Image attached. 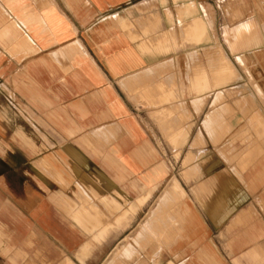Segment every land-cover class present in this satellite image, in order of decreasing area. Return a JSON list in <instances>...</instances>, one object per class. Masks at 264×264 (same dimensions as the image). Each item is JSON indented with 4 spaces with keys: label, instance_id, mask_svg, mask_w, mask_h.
Returning a JSON list of instances; mask_svg holds the SVG:
<instances>
[{
    "label": "crops",
    "instance_id": "obj_1",
    "mask_svg": "<svg viewBox=\"0 0 264 264\" xmlns=\"http://www.w3.org/2000/svg\"><path fill=\"white\" fill-rule=\"evenodd\" d=\"M0 264H264V0H0Z\"/></svg>",
    "mask_w": 264,
    "mask_h": 264
},
{
    "label": "bare ground",
    "instance_id": "obj_2",
    "mask_svg": "<svg viewBox=\"0 0 264 264\" xmlns=\"http://www.w3.org/2000/svg\"><path fill=\"white\" fill-rule=\"evenodd\" d=\"M165 91V90H164ZM122 208V207H121Z\"/></svg>",
    "mask_w": 264,
    "mask_h": 264
},
{
    "label": "built area",
    "instance_id": "obj_3",
    "mask_svg": "<svg viewBox=\"0 0 264 264\" xmlns=\"http://www.w3.org/2000/svg\"><path fill=\"white\" fill-rule=\"evenodd\" d=\"M11 98V97H10Z\"/></svg>",
    "mask_w": 264,
    "mask_h": 264
}]
</instances>
